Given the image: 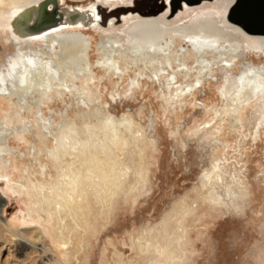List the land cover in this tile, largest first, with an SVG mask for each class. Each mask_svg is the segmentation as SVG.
Wrapping results in <instances>:
<instances>
[{
	"label": "bare ground",
	"instance_id": "1",
	"mask_svg": "<svg viewBox=\"0 0 264 264\" xmlns=\"http://www.w3.org/2000/svg\"><path fill=\"white\" fill-rule=\"evenodd\" d=\"M40 1L11 0L6 7L4 0H0V33L11 30V41L19 44L28 41L30 47L39 45L33 52L24 50L18 68L8 74L5 115L0 125V162L2 155L13 152L7 143L11 134L8 124L14 118L22 120L23 126L19 131L23 134L16 136V140H28L27 135L33 139L28 156L36 160L40 179L34 180L27 167V177L23 176L26 182H18L16 187L33 192L36 198L34 205L54 214L57 251H69L73 245L72 235L78 234L81 224L94 209L93 199L107 216H111L129 177V167L124 163L128 148L133 147L139 155L134 189L139 188V184L144 186L148 180V175L141 172L146 147L144 142L141 143L146 134L141 123H136L131 117L116 121L110 115L101 116L97 109V123L93 127L88 125V120L94 115L89 102L94 69L88 55L90 46L82 38L83 27L92 28L103 36L104 52L98 65L113 86L120 85L130 68L133 83L144 76L156 78L160 89H150L161 101L162 113L167 118L174 114L179 119L180 110L202 107L205 117L191 128L188 134L193 136L213 129L219 120L228 119L236 111L246 112L258 106L263 112L251 136L254 144L259 143L264 132V63L248 60L239 73L234 71L242 53L264 54V35L247 32L231 18L229 12L237 0H183L182 4L179 0L98 1L88 8L64 11L65 17L60 22L29 32L26 25L35 23L41 4L47 0L39 4ZM59 5V0L56 4L49 0L47 13L58 10ZM168 30H174L185 38L186 44L193 45H187L191 52L188 53L187 48L179 62H174L171 52L163 49ZM189 57L194 60V66L186 60ZM163 60L169 63L165 65ZM63 62L71 67L68 72L62 68ZM217 69L223 73L218 87L222 104L210 106L197 98L205 85L207 73ZM61 74L70 76L72 88L66 84L68 93L63 88H54L52 80L60 79ZM55 94L58 98L71 96L84 113L85 129L79 128L71 118L58 126L54 116L46 117L44 108H50L47 103ZM28 113L36 114L38 128L26 123ZM60 116L65 120L63 114ZM220 129L216 127L215 131L221 133ZM176 133L177 130L173 129L172 134ZM23 155L26 157L25 153ZM225 166L222 160H217L202 177L204 189H209V197L215 203L220 202L217 193L220 186L226 185L228 192H238L236 189L248 192L246 184L236 173L225 184ZM186 214L187 210L181 213V224ZM164 229L166 232V227ZM6 231L13 240L18 237L20 252L32 250V255H29L31 262L44 261L48 250L40 247L44 239L40 230L30 236L18 235L11 229ZM155 231L154 227H148L137 237L133 236L132 247L143 254L154 252L160 258L164 257L169 246L157 240ZM182 239L180 232L175 244L181 247ZM56 255L53 262L44 264L62 263L58 252Z\"/></svg>",
	"mask_w": 264,
	"mask_h": 264
},
{
	"label": "rangeland",
	"instance_id": "2",
	"mask_svg": "<svg viewBox=\"0 0 264 264\" xmlns=\"http://www.w3.org/2000/svg\"><path fill=\"white\" fill-rule=\"evenodd\" d=\"M10 1L4 0V6L8 7ZM59 1V10L73 12L74 8H88L93 3L105 0ZM130 1L127 0L128 3ZM83 29L82 38L90 46L88 55L94 69L92 96L90 101L88 99L94 115L88 120V125L93 127L97 123V109L101 116L110 115L116 121L131 117L136 123H141L146 129L141 141L146 146L141 172L148 175L147 183L144 186L139 184V188L134 189L139 155L133 147L128 148L124 163L129 167V177L111 216H107L93 199L96 207L92 206L94 209L81 224L78 234L70 233L73 245L69 251L59 252L55 246L54 214L34 205L36 198L33 192L16 187V183L26 182L23 176L27 177V167L34 180L40 176L36 160L28 156L34 141L28 135V140H16V136L23 134L19 131L23 124L22 120L14 118L8 124L11 134L7 141L13 152L2 155L0 162V263L44 264L57 259L58 252L62 259L60 264H172V261L174 264H264V132L258 144L253 143L251 136L263 110L255 106L246 112L236 111L228 119L219 120L220 123L213 129L199 136L190 135L188 133L195 122L205 117L202 107L198 110H180L179 119L174 114L167 118L162 113L161 101L150 89H160L158 80L144 76L133 83L131 68L120 85L113 86L98 65L104 52L103 36L92 28ZM11 37V30L0 33V125L5 115L8 74L18 68L24 50L30 53L39 46L30 47L28 41L19 44L11 41ZM163 45V49L171 52L174 62L184 58L187 45L193 46L186 44L185 38L178 36L174 30H168ZM186 60L189 65H195L191 57ZM248 60L264 63V54L242 53L237 65L236 61L233 63L238 69L234 73H239ZM168 63L167 60L164 62L165 65ZM62 68L66 72L71 69L65 62ZM205 80L197 100L210 106H221L218 87L223 80L222 71L208 72ZM52 81L54 88H63L66 92V84L72 88L69 74L67 77L61 74L60 79L56 77ZM47 105L50 108H44L46 117L54 116L58 126L71 118L79 128L85 129L84 113L70 95L58 98L55 94ZM36 112L38 114V109ZM62 114L65 120L60 116ZM35 115L28 113L25 120L38 128ZM216 127H221V133L215 131ZM173 129L177 130L176 134H172ZM217 160H222L226 165L225 184L236 173L246 184L248 192H240L239 189H236L238 192H228L224 185L217 192L220 202L215 203L210 199L209 189H204L202 177ZM185 210L187 214L181 224V213ZM148 227H154L157 240L169 246L162 258L154 252L143 254L132 247V237H137ZM163 227H166V232ZM8 229L26 236L40 230L44 237L40 247L48 250L44 261L31 262L29 255H32V250L20 252L18 237L13 240L6 231ZM180 232L183 235L181 247L175 244Z\"/></svg>",
	"mask_w": 264,
	"mask_h": 264
},
{
	"label": "water",
	"instance_id": "3",
	"mask_svg": "<svg viewBox=\"0 0 264 264\" xmlns=\"http://www.w3.org/2000/svg\"><path fill=\"white\" fill-rule=\"evenodd\" d=\"M52 1L56 4V0ZM181 1L183 0H179V3L182 4ZM48 2L49 0L41 4L35 23L26 25L29 32L47 28L65 17L64 11L59 9L47 13ZM229 15L247 32L264 35V0H237Z\"/></svg>",
	"mask_w": 264,
	"mask_h": 264
}]
</instances>
